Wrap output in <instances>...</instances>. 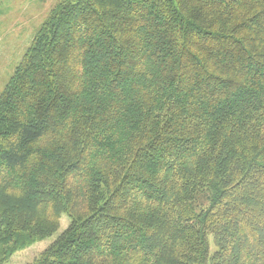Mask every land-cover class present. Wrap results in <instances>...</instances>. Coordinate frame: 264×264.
I'll return each instance as SVG.
<instances>
[{
  "label": "trees",
  "instance_id": "obj_1",
  "mask_svg": "<svg viewBox=\"0 0 264 264\" xmlns=\"http://www.w3.org/2000/svg\"><path fill=\"white\" fill-rule=\"evenodd\" d=\"M264 264V0H59L0 94V264Z\"/></svg>",
  "mask_w": 264,
  "mask_h": 264
},
{
  "label": "rangeland",
  "instance_id": "obj_2",
  "mask_svg": "<svg viewBox=\"0 0 264 264\" xmlns=\"http://www.w3.org/2000/svg\"><path fill=\"white\" fill-rule=\"evenodd\" d=\"M59 0H0V94L27 52L39 28ZM69 224L67 215L51 237L15 253L6 264H28Z\"/></svg>",
  "mask_w": 264,
  "mask_h": 264
}]
</instances>
